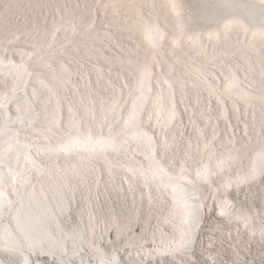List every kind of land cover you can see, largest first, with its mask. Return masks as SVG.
<instances>
[{
  "label": "bare ground",
  "instance_id": "bare-ground-1",
  "mask_svg": "<svg viewBox=\"0 0 264 264\" xmlns=\"http://www.w3.org/2000/svg\"><path fill=\"white\" fill-rule=\"evenodd\" d=\"M206 1L209 7L216 3L220 15L238 7L237 0ZM71 2L105 31L84 38L92 49L83 60L71 57L65 48L48 51L47 56H56L52 60L64 78L54 77L57 68L50 64L45 68L51 83L43 81L44 76L27 68L39 57L20 51L27 63L18 66L7 59L13 52L0 48V264H264V130L249 131L248 122H255L238 116L237 128L241 120L247 124L245 131H235L226 115L230 105L237 109L242 104L264 113V72L235 53L237 49L219 50L238 47L263 63L259 55L264 54V28L253 30L233 17L221 20L218 29L198 31L187 39L167 36L165 32L176 27L163 19V26L155 22L140 39L132 33L140 12H151L149 2L154 8L164 4V10L172 9L184 30L187 23L199 22L193 2L202 0ZM245 2L249 13L264 12V0ZM160 12H155L158 19ZM82 17L63 23L76 33L85 28ZM43 20L46 26L49 20ZM37 28L25 25L24 32L31 36ZM13 37L6 41L10 47L16 45ZM117 38L129 45L118 46ZM167 49L178 56L191 52L185 71L178 65L163 72ZM125 52L131 55L130 63L123 62L121 72L116 71L107 56ZM141 54L154 56L155 72L149 69L144 83L134 69L143 65ZM61 57L65 61L60 63ZM162 73L169 74L170 82ZM227 74L234 75L233 81ZM227 82L234 90L218 91L213 85L225 88ZM81 90H86L84 96ZM115 95L118 116L129 113L123 122L115 121L121 127L116 131L109 116ZM154 100L152 115L146 108ZM97 106L98 116L88 111ZM217 109L227 120L213 118L211 111ZM163 112L169 118L164 128L158 122ZM26 124L33 129L24 128ZM92 126L116 139L89 131ZM167 139H179V147ZM208 141L215 147L199 148ZM194 147L199 160L188 155ZM241 147L251 153L239 152Z\"/></svg>",
  "mask_w": 264,
  "mask_h": 264
},
{
  "label": "rangeland",
  "instance_id": "rangeland-1",
  "mask_svg": "<svg viewBox=\"0 0 264 264\" xmlns=\"http://www.w3.org/2000/svg\"><path fill=\"white\" fill-rule=\"evenodd\" d=\"M237 1H241V2H237ZM237 1H235V2L237 3V6L240 8V10H239L238 7L235 6L234 9H233L234 10L233 12H231V10H230V12L227 11V10L224 11V12H222L221 15H223V16H221L220 15V11L217 10L218 7L216 6L217 5L216 3H212V5L210 4L212 7L211 6L209 7V6H207L208 3H207L206 0H202V2H203L202 4H196V3L193 2V6L195 5L194 7L196 9L193 7L194 8V10H193L194 12H192V13L193 14L196 13L197 15H200L199 16V22L197 23V25H193V24L192 25H189L187 23V25L184 28V30L182 28L183 26L181 27V25L177 22L178 19L174 17V14L172 15V13H171V10L172 9H170L169 12L167 11V9L164 10V8H165V7H163L164 4L161 5L162 7L160 5H157L158 7L159 6L160 7L157 8V6H155L156 8H154L153 6H151V5H154V3H150L149 2L148 5L150 6L149 8H151V12H143V11L140 12L141 13V16H140V19H139L140 21L137 20L138 18L136 19L137 20V23L135 24L136 26L134 27V30H133L134 33H132V34H133V37L140 38V39H144L146 37L145 36L146 35L145 34V30H151L150 28H152V26L155 25V22H157V21H159V25L160 26H163V24H162V23H164L163 19L171 20V23L173 22L172 24L177 28V29L175 28V30L172 33H169V30H168V32L166 31L165 33H167V36H170V37L171 36H175V37L184 36L187 39L189 37H191V36H194V33H198V31L203 32V33H207L208 31H211L213 29H218L219 23H220V25L222 24V22H220L221 20L222 21L223 20H231L233 17L234 18H237V19L240 18V20L243 19V21L246 24H248L249 27L251 29H253V30L256 29V28H258L259 30L261 28H264V14H263L264 12H262L263 17H262V14H260V15L257 14V13H260L261 12V11L257 12L258 10L254 11V12L252 11V12L249 13L247 11L248 9L246 7L247 5H246L245 0H237ZM6 2H7V4H6ZM243 7H245V8H243ZM156 9L157 10L160 9L161 12L160 11H156ZM162 10L165 11L166 13L163 12ZM138 11H139V9H138ZM136 12H137V10L135 11V13ZM155 12H160V13H157V14H159V18H160V15L163 14L160 19H158V17H156V15H155L156 13ZM140 13H138L137 15H139ZM250 14H252V15H250ZM77 16H79V17H82L83 16L81 18L82 19L81 21L84 22L83 25L85 27L81 31H80V29L77 30V32H79L80 34L77 33V32L76 33H73L72 28L71 27L69 28V26H65V24L63 23V22H65V20L67 21L68 19L75 18ZM163 16H164V18H163ZM252 16L253 17L254 16H257V19L259 21L258 20L257 21L254 20ZM131 17L133 19V16H131ZM135 17H134V20H135ZM43 18H46L47 21L49 20L47 22V25L46 26H43V24H41L44 21ZM201 19H202V21H201ZM115 22H117V21H115ZM151 23H152V25H151ZM35 24L37 26H39V28H37L36 30H34L32 32V35H34V37H35V38H33L32 35H31L32 37L31 36H28V34L26 32H24V30H25V25H30V27H31V25H35ZM94 24H95V22H94L93 16H91L90 13H87V12L86 13L85 12H82V11L79 12V10L77 9V7L73 4V2H71V0H12V1L11 0L10 1L9 0H0V37L1 38L3 37L2 38L3 40H0V42H1L0 43V48H3V49L4 48H7L6 50L13 52V56L11 57L9 55L10 58L8 57L7 59L13 60L14 64L15 65L18 64V66L19 65L20 66H23V64L25 65L27 63V59L26 58H23V56H21L20 51L26 52L27 53V56H30L31 55L32 58H34V56L37 57V58L39 57L40 60L34 61V59H33V62L30 64V66L27 65V68L30 69V72L33 73L34 75L44 76V78H46V79H44L43 81H46V82H49V83H51L50 73H49V69L48 68H45L46 65L49 66L51 64V66H53L54 68H57V69H55V74L56 75L54 77H56V78H64V77H63V74H61V72L58 71V70H60L59 66H57L54 63L55 61L52 60L56 56H47L48 55L47 54L48 51L51 50V49L52 50L53 49L63 50L65 48L66 51L68 52V54L69 55L71 54V57H74L78 61H80L79 58L81 57V59L83 60L85 58V56H87V55L90 54L91 49H92L91 45L89 44V43H92V42L89 41V40L86 41V39H84V38L88 36V39H89V38H92L93 36H95L97 32L99 33V32L105 31L104 29L99 28L98 24H96L97 27ZM140 24H141V26H140ZM142 24H143V26H142ZM146 24H148V25L146 26ZM101 26H102V24H101ZM66 27L68 28V30H67ZM61 29H62V31H60ZM261 30H263V29H261ZM190 33H191V35H190ZM7 34H11L14 37L13 36H8ZM56 34H57V36H55ZM112 34L119 36V34H115L113 32H112ZM135 35H137V36H135ZM100 36H102V35H100ZM12 37L14 38L13 41H14V43H16V45L10 47L6 43V41L8 39L12 38ZM56 37H57V39H56ZM174 38L172 40H174ZM17 39L20 40V42H22V43L16 42ZM117 40L119 41V42H117V44L120 43V44H118V46H120L121 44H124L126 46L129 45L127 43L125 44V43L121 42V40L119 38H117ZM238 40L240 41L241 39L238 38ZM24 41L25 42L26 41L29 42V44H23ZM63 44H68V45L65 47ZM68 48H69V50H67ZM124 49L126 50L125 47H124ZM219 50H221V52H224V51L225 52H231V50H236L234 52L235 53H238L240 56H245V58L244 57L243 58L245 60H249L248 62L251 63V64H253L256 70H259L261 72L262 71L264 72V54H263V56H260L259 55L260 59L262 60L261 62H263V63H260V61L258 59V55L254 56L252 54L246 53L245 50L243 51L240 48L238 49V47L237 48L236 47L231 48V47L227 46L225 48V47L222 46V47L219 48ZM185 52H187V53L186 54L185 53H180L179 56H178L177 53H175V52L167 49V55H165L166 60H163V62H161L163 64V65L161 64L162 65L163 72L164 71H167V70H171L170 68H172V67L178 68V65H182V66H180V68H181L182 71H185L184 68H182V67L188 68L187 65L185 64V63H187V61H186V58H187L186 55H188V54L191 55V52H188V51H185ZM125 53H127V52H125ZM75 55H76V57H75ZM141 56H142V58H140L139 61L141 63H143V65L140 66V67L137 66L138 67L137 70H136L137 67L134 66V69L136 71L137 78H139V82L141 81V78H142L143 79V82L142 83H144L145 82L146 74L151 73V72L152 73L155 72L154 71V64H153L154 63V56L151 55V54H148V55H146V54L145 55H142L141 54ZM107 57H111L110 58V63H113L112 64L113 66L117 65L116 67H118V68H117L116 71L121 72L120 71V70H122L121 64L123 62L124 63L125 62H129L127 60L129 58H131V55L127 53V54H123V55L119 56L120 58L118 56H115V57L113 56L114 58L112 56H107ZM48 58L50 59L49 60L50 62L47 61ZM112 58H113V60H112ZM115 58L116 59L119 58V59L116 60ZM57 60L61 63L64 60V58H62V57L61 58H57ZM239 65L243 66L244 64L239 61ZM151 66H152V68H151ZM33 67H35V68H33ZM142 67H144V69ZM243 67H244V69L246 71L248 70V68L246 66H243ZM145 68H146V70H145ZM149 69H151V72L149 71ZM111 71H113V70H111ZM223 74H224V72H223ZM216 75L217 76H220L217 73H216ZM224 75H226V73ZM233 76H234L233 74H229V75L227 74V78H229L231 81H233ZM263 76H264V73H263ZM163 77L166 78V81H169L170 82V79L171 78H170L169 74L164 73L163 74ZM230 84L233 85L232 82H227V85L225 87L226 89L224 88V86L223 87H219L218 84H216V83L213 84V85H214L215 89L218 90V91L230 92L229 90H227V88L234 90L232 87H229ZM73 85H75V90L77 91L79 89L78 86L76 84H73ZM80 85H84V84H79V86ZM84 87L82 89H84ZM77 92L79 93V91H77ZM85 92H86V90H81L80 91V94L81 95L82 94H85ZM90 93H91V91H90ZM96 93H97L96 95H98L100 92H96ZM231 93H232V91H231ZM99 95L102 96V93H100ZM262 95L264 96V94H262ZM82 96H84V95H82ZM116 96L117 95H115L112 98H110V114H109V116L111 118L110 119L111 120V123L113 122V124L116 123L115 121L118 118L120 120H122V122H123L124 119H125V117H126V114H128L127 116H129L128 111L127 112H124V113H126V114H124V117L118 116V111L116 109V107H118V106H116V102H115V97ZM122 97H123L122 98L123 102H126L127 101V91H124ZM160 99H161V95L158 96V98L156 100H158L160 102ZM156 100L147 103V104H150V108H146V111L150 112L152 110L151 111L152 115H154V113L156 114V111H154V106H155L154 104H155ZM172 105H173V103L172 102L170 103V101H169V103H168V110H171ZM241 106H239V108L236 109L235 106H232L231 107V105H230V107L228 108V111H227V113L229 115L226 114L227 117H229L230 122H231L230 124L234 128V130L235 131H238V130L239 131H245L244 125L247 124L246 121L244 123V121L241 120L242 124L239 125L238 128L236 127L237 121H239L237 119L238 116H241V117H245L246 116L247 117V120L249 119L250 121H254L255 122V124H253V125L251 124V122H248L247 127H248V130L249 131H256V129L258 127L259 128L263 127V130H264V113H258V112H253L251 110H246L245 109V106L243 104ZM98 108H99V106H97V108H90V109H88V111L90 113H92V112L95 113V111H96L97 116H98L99 113H100V111H101V109L100 108L98 109ZM158 109H159V107L157 108V110ZM211 112H212L213 118H217L218 119V122H220L221 120L223 121L224 119L227 120V117L225 115H223L224 113L221 110H218L217 109V111L216 110H212ZM51 113H52L51 111L48 114H46V112H43V115L44 116H48ZM163 114L165 115L164 117L162 116V118L164 120L161 119V120L158 121L159 124H160V126L162 128L165 127L164 121L165 120L167 121V118H168V115L166 114V112H163ZM80 115H79L81 117L80 120H83V118H84L83 114L81 113ZM165 117H167V118H165ZM144 125L145 124H143V126ZM83 127L84 128H87V126H82V128ZM24 128H26L27 130H32L33 129L32 126H29L27 124H26V126H24ZM37 128H38V126H37ZM45 128L47 130L50 128L51 131H54V128L52 126H48L47 125ZM94 128L95 127L92 126L91 130H89V131H93V132L97 131ZM113 129L116 131L117 129L120 130L121 127L118 124H114L113 125ZM201 130L202 131H205V132L207 131V134H210L211 133V132H209V131H211L210 128L209 129H206V128L201 127ZM71 131H76V130L75 129H72ZM82 131H87V129L86 130H82ZM177 131H179V129H177ZM97 132H99L105 139H110V140L116 139V137L111 136V135H114V134L110 133L109 131L102 130L101 131L102 133L100 131H97ZM150 134H151V137L153 139H156V141L158 140V138L156 136H154V133H150ZM75 135L76 134H72V136H75ZM167 141L170 144H173L174 143V141H172V139H167ZM208 142L205 143L206 145L205 144H200L199 148L200 147L202 148L204 146H206V147L208 146L207 148L215 147L213 145L214 140L212 141L213 143L212 142H209L210 145H209ZM223 143L225 144V142H223ZM179 144H180V140L178 139V140L175 141V143L173 145L174 146H176V145L178 146ZM190 144H192L191 141H190ZM224 144H222V146H224L223 148L228 149V150H234V148H231V149L229 147L226 148V145H224ZM177 149H179V148H177ZM249 150H251L249 147H247V148L241 147L239 149V152L246 151L247 153H251V151H249ZM195 153H197V150L194 147L193 150H192V153L188 154V155H191L190 159H198L199 160V157H197V155Z\"/></svg>",
  "mask_w": 264,
  "mask_h": 264
}]
</instances>
